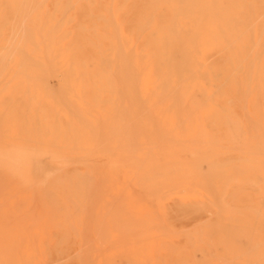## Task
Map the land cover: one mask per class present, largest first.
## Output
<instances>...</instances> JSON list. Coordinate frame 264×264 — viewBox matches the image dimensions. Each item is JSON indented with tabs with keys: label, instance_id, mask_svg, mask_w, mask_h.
<instances>
[{
	"label": "rangeland",
	"instance_id": "obj_1",
	"mask_svg": "<svg viewBox=\"0 0 264 264\" xmlns=\"http://www.w3.org/2000/svg\"><path fill=\"white\" fill-rule=\"evenodd\" d=\"M41 1L45 2L17 6H8L4 2L0 5V153H8L5 162H12L14 168L22 169L25 173V191L20 194L24 200L21 203L27 208L29 201L34 207V217H0V264H88L89 260V264H264V217H252L250 214L247 217H226L223 211L204 206L190 212L192 184L179 178L183 173L168 172L166 175L167 172L133 169L120 170L122 175L119 170L107 172L113 153V134L108 126L111 125V109L118 103L115 97L119 91L118 94L121 93L118 90L119 79L112 83L107 80L102 82L98 77H87V90L81 98L77 86L68 82L60 67L51 68L45 75L38 67L36 71L30 70L32 61L27 55H23L25 63L22 61L21 64L8 55V47L15 46L17 42L14 29L4 21L12 19L15 13L13 9L18 7L21 20L45 21L49 11L46 0ZM118 1L119 5L114 7L118 14L116 16L123 20L121 13H125L123 10L126 7L121 4L125 1ZM203 1L202 8L205 9L207 6ZM69 5L60 4L57 13L66 14L65 8L76 7ZM222 8L225 24L218 30L219 43L215 44L214 26L208 28V72L239 74L240 83H233L232 92L227 88L228 99L232 105H245L248 111H252L251 117H256L255 108L264 105V0H222ZM100 11L96 6H83L78 8L77 15H100ZM117 17L112 19L116 27ZM191 33L189 37L195 34ZM113 41L118 48L115 46L112 52L107 45L103 63L109 71L114 72L121 62L122 74L125 52L118 32H114ZM115 49H118L116 53ZM4 51L8 52L5 54ZM83 51L88 58L94 56L88 46ZM3 54L7 55H4V59ZM222 58L228 64L223 63ZM241 89L244 91L240 92ZM82 120H85L84 123ZM46 123L51 129L46 128ZM59 129L61 132H57ZM248 157L255 158L254 154H248ZM230 158L234 159L233 156ZM83 164L89 168L84 173L87 179L93 187L98 185L96 189H89L94 193L91 192L89 203L84 208L88 217H40L44 211L39 208L38 202L40 197L47 196V179L57 175L56 169L67 166V170L79 171ZM10 170V178L0 176V206L9 200L12 191L18 190L15 186H20V183L11 180L14 172ZM247 171L246 175L252 178L259 174V169ZM59 175L64 174L61 172ZM104 175L106 179L99 180ZM149 175L155 178L148 179ZM4 181L7 186L3 184ZM215 182L217 188L220 181L217 179ZM177 188H180V193L175 191ZM186 188L189 190L186 191ZM217 189L215 191L219 192ZM111 190L117 195L127 192L129 206L140 208L143 216L140 213L138 217H105L109 205L106 196L108 191L113 194ZM153 199L162 200L163 206L160 208L163 211L152 209ZM186 203L190 210L185 207ZM88 225L89 230L85 228ZM90 234L93 238H89ZM80 247L85 257L83 259L88 258V261L74 256L79 255L75 253H79Z\"/></svg>",
	"mask_w": 264,
	"mask_h": 264
},
{
	"label": "bare ground",
	"instance_id": "obj_2",
	"mask_svg": "<svg viewBox=\"0 0 264 264\" xmlns=\"http://www.w3.org/2000/svg\"><path fill=\"white\" fill-rule=\"evenodd\" d=\"M124 1L125 3L121 6L126 7L123 10L125 13L119 11L123 20L117 17L118 14L115 12L114 7L119 5L118 0H67L65 2L46 0L49 13L47 12L45 21L21 20L19 17L21 10L19 7L15 8L13 18L4 21V24L8 23L14 29L17 42L15 46L8 47V55L15 57L18 64L22 63L23 55H27L29 61H32V64H29L30 70L36 71L39 68L45 75L51 68L60 67L62 75L68 78V82L77 86L82 95L81 98L87 90L85 82L87 77H98L102 82L107 80L112 83L119 79L120 89L118 90H121V93L118 94L120 92L118 90V93L116 92L115 102L118 103L113 110L111 109V125L108 126L111 130L107 127L113 134L111 139L113 153L110 156L111 164L107 172L133 169L167 172L166 175L168 172L183 173L179 175V178L184 179V182L190 181L192 184L189 194L190 212L204 206V208L223 211L226 217H247L249 214L252 217H264V105L255 108L256 117H251L252 111H248V107L232 105L228 99L227 88L229 92H232L233 83L240 80L239 74L208 72L209 60L206 50L209 43L208 28L210 25L214 26L215 44L219 43L218 30L225 24L222 0L214 2L202 0L207 6L205 9L202 8L201 0ZM4 2L8 6L9 4L17 6L45 1L0 0V5ZM62 3L70 4L69 7L71 5L76 7L65 8L66 14L59 15L57 7ZM50 5L53 7L50 8ZM83 6L89 8L96 6L101 10V14L78 16L77 10ZM113 17L118 18L117 27L112 20ZM114 32L120 34L124 47L122 51L125 52L122 74L120 73L121 62L118 63V68L115 65L117 69L114 72L109 71L103 63L107 45L112 52L116 46L113 41ZM191 32L195 34L189 37ZM231 37L235 38L234 35ZM86 46L92 49L93 57L88 58L83 53V48ZM116 50L118 49H115V53ZM4 52L6 54L8 51ZM222 62L228 64L224 58ZM256 84L259 85V83ZM103 124L105 127V123ZM45 126L51 129L47 123ZM57 132H61V129ZM248 154H254L255 158H249ZM7 156L8 153H0L2 165L0 176L10 178L8 174L12 169L14 175L11 180L14 183H20V186L14 185L18 190L14 189L16 192L12 193V191L9 200L1 204L0 217H34L33 205L28 201L25 208V205L21 203L24 198L20 197V194L25 191L26 175L22 169L14 168L12 162L6 163ZM231 156L234 159L230 158ZM68 164L67 162L66 165ZM67 166L56 169L57 175L46 178L48 180L47 196L40 197L38 202L39 208L44 211L40 217H88L84 208L86 203H89L91 192L94 193L89 189H96L98 185L96 186L95 183L93 187L87 179L84 173L88 172L89 168L87 169L85 164L79 171L67 170L69 169ZM250 169H259L256 178L246 175L247 170ZM227 170L231 171L227 172ZM61 172L63 176L59 175ZM119 174L122 175L121 172ZM104 177L106 179L107 176L104 175L99 180H103ZM153 177V175L147 176L148 179ZM217 179L220 181L217 187L219 190L215 187ZM3 184L7 186L5 181ZM180 188L175 191L180 193ZM113 190L115 191L116 188ZM126 193L117 195L108 191L106 198L109 205L105 217L139 216L140 208L129 206ZM92 197L91 195V199ZM161 201L156 199L153 202L152 209H157L156 212L163 209L160 208ZM186 205L187 203L185 207L188 208L189 206ZM140 216H143L142 213ZM85 228L89 230L90 227L88 225ZM89 238H93L91 234ZM82 247L79 253H75L79 255H74L79 256L80 259L85 258L81 254ZM83 260L88 261V258Z\"/></svg>",
	"mask_w": 264,
	"mask_h": 264
}]
</instances>
